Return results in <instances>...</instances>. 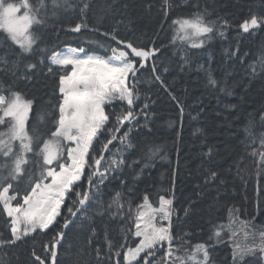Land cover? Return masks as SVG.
Segmentation results:
<instances>
[{"label":"trees","instance_id":"1","mask_svg":"<svg viewBox=\"0 0 264 264\" xmlns=\"http://www.w3.org/2000/svg\"><path fill=\"white\" fill-rule=\"evenodd\" d=\"M29 2L36 5L38 0ZM194 14L215 25L212 33L193 37L204 41L196 48L179 24H173ZM253 14L264 17V0H168L166 8L163 0H57L56 5L45 0L40 11L43 23L30 29L39 39L33 53L23 57L0 29V57L6 62H0V94L16 91L32 100L27 128L48 135L59 115V76L71 68L57 67L55 75L48 74L46 65L52 54L71 47L107 58L112 47L123 50L112 36L141 49L156 50L143 68L137 65L136 76L129 79V87L135 81L138 98L133 110L137 115L117 135L127 132L130 146L116 140L104 153L105 168L112 158L123 163L97 185L99 191L94 189L85 212L70 216L68 206L73 200L67 199L58 223L47 233H33L12 245L2 243L11 238V225L0 205V264H38L34 250L47 264H53L43 246L58 231L64 236L57 237L55 264H124L123 256L114 253L125 242L130 247L137 244L134 219L145 195L154 206L162 195L172 199V246L181 256L203 243L208 264H224L222 257L225 264H233L234 245L258 244L259 233L264 231V167L259 157L264 151L259 143L264 134V26L248 33L239 27ZM77 24L80 31H72ZM27 63H36L38 68L24 79ZM250 66H255V72ZM106 107L110 120L90 155L100 153L108 129L116 126V115L127 104L116 101ZM8 127L9 123L0 124V131ZM14 148L19 150L18 141ZM4 159L0 157V161ZM26 167L33 170L35 162ZM90 170L86 167L78 188H88ZM3 175H7L6 169ZM30 191L21 182L12 194H18L22 204ZM118 192L123 215H114L116 205L109 208ZM65 218L72 221L67 228L62 227ZM246 231L255 237H246ZM108 240L114 245L111 252ZM162 254L163 250L157 260ZM198 257L203 259L202 254ZM259 257V252L246 256L240 264H264Z\"/></svg>","mask_w":264,"mask_h":264},{"label":"snow or ice","instance_id":"2","mask_svg":"<svg viewBox=\"0 0 264 264\" xmlns=\"http://www.w3.org/2000/svg\"><path fill=\"white\" fill-rule=\"evenodd\" d=\"M67 3V0H64ZM56 5L57 0H52ZM163 6H168V0H163ZM45 7V0H38L33 5L29 0H20L19 3H8L0 0V29L4 30L8 38L21 50V57L33 53L34 45L39 39L30 29L33 25L43 23L40 11ZM87 7V5H85ZM23 9V11H22ZM173 24H179L180 31L184 32L185 38L191 42V46L201 47L203 40L197 41L193 37H200L212 33L214 23H205L203 17L194 14L191 18L174 20ZM264 26V17L253 14L240 24L243 32ZM80 24L72 31L79 32ZM190 30V31H189ZM223 35V32L220 33ZM117 45H123V50L112 47V55L103 57L100 55H80L84 49H68L67 53H54L46 65L48 74L55 75L56 68L68 69L59 76V103L58 118L55 120L54 128L47 133H40L38 129L31 132L27 128L29 112L33 101L25 99L21 93L10 91V95L0 94V124L9 123L6 131H0V205L3 212L10 218L11 238L3 241L9 245L21 241L33 233H47L54 227L60 216L61 207L67 199H72V205L68 206V214L76 217L78 213L85 212L92 202L95 191H99L97 185L102 184L109 172L120 166L123 160L112 158L108 167L103 166L105 152H109V146L119 140L122 145L128 144V133L117 135L126 122L131 123L137 113L134 112L135 81L129 87V79L134 78L140 68L145 66L147 59L156 51L141 49L131 42L118 40ZM132 57L139 59L133 60ZM0 62H4L0 57ZM43 65L44 61L41 60ZM255 72V66H250ZM15 68V65H13ZM24 79H28V73L35 72L38 68L36 63H27ZM155 72V69H153ZM16 75L15 71L12 73ZM159 79V76L156 77ZM215 83V81H211ZM120 101L126 103L127 108L116 115V126L108 129L109 135L102 144V149L97 155H90L94 148V141L106 128L110 120L107 112L109 105ZM148 105L145 104L144 108ZM143 113V109L141 110ZM146 115V113H145ZM43 119V116L41 117ZM264 121V115L261 116ZM251 135L250 129H246ZM255 137L253 142H255ZM19 142V150H15L14 142ZM261 149H264V134L259 137ZM31 154V155H29ZM256 155V152H253ZM260 164L264 167V151L259 152ZM35 162V168L29 170L27 165ZM88 172V188H78L85 169ZM7 175H3V170ZM97 177L98 179H93ZM215 173H213V178ZM15 182V183H14ZM26 182L31 191L23 196V203H19L18 194H12L17 184ZM74 194V197L71 195ZM120 193H116L113 203L117 206L114 215H123V204L120 203ZM13 201H17L13 205ZM172 199L160 196L159 207H155L147 195L143 203L137 205L134 219L135 232L133 235L139 238L135 247H130L127 242L121 244L114 253L116 257L123 256L124 264H208L209 253L205 244H197L191 254L181 256L178 249L173 248L174 237L171 232V217L173 209ZM128 215H131L129 212ZM72 221L65 218L63 228H67ZM166 222V223H165ZM255 237V233L245 232ZM220 236V231L215 233ZM63 231L56 232L52 240L44 244V251L50 253L53 264L57 256V245L62 238ZM259 243L251 245L236 244L233 247V264H240L246 256H255L260 253L259 259L264 261V231L259 233ZM107 240V237H106ZM108 248L111 252L114 245L110 240ZM167 244V249L164 245ZM120 249H124L123 252ZM163 254L157 260L158 253ZM98 257H99V250ZM202 254L203 259H199ZM38 264H47L45 258L38 255L35 250L32 253ZM119 264V261H117Z\"/></svg>","mask_w":264,"mask_h":264},{"label":"rangeland","instance_id":"3","mask_svg":"<svg viewBox=\"0 0 264 264\" xmlns=\"http://www.w3.org/2000/svg\"><path fill=\"white\" fill-rule=\"evenodd\" d=\"M68 49H74V48H71V47H66V48H64V50L63 51H61V52H58V53H61V54H64V53H67V51H68ZM80 55H85L84 53H80ZM86 55H89V54H86ZM49 61V60H48ZM69 67H71V66H69ZM128 84H129V82H128ZM189 106H190V104H189ZM201 146H203V144H200ZM246 184H248V182H246ZM245 184V185H246ZM13 203V202H12ZM155 207H159V205L158 206H155ZM246 208V207H245ZM243 211H245V209H243ZM207 225V227L210 225L209 224V221L206 223ZM202 232H204L203 230H201ZM137 238V237H136ZM138 239V242L137 243H139V238H137ZM222 261H223V263L225 264V258L224 257H222ZM133 264H135V262H133ZM143 264V263H142Z\"/></svg>","mask_w":264,"mask_h":264},{"label":"water","instance_id":"4","mask_svg":"<svg viewBox=\"0 0 264 264\" xmlns=\"http://www.w3.org/2000/svg\"><path fill=\"white\" fill-rule=\"evenodd\" d=\"M148 60V59H147ZM147 62V61H146Z\"/></svg>","mask_w":264,"mask_h":264}]
</instances>
